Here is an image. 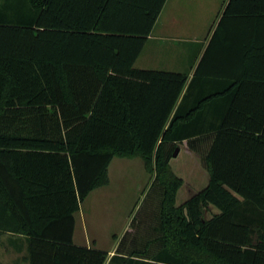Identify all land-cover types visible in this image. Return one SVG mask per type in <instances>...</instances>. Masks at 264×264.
Segmentation results:
<instances>
[{"label": "trees", "instance_id": "trees-1", "mask_svg": "<svg viewBox=\"0 0 264 264\" xmlns=\"http://www.w3.org/2000/svg\"><path fill=\"white\" fill-rule=\"evenodd\" d=\"M166 1L26 0L20 23L11 5L0 14V238L24 262L107 264L74 243L75 214L113 159L141 158L163 190L145 245L158 250L108 264H264V0L229 1L190 82L135 68ZM184 142L210 181L177 206Z\"/></svg>", "mask_w": 264, "mask_h": 264}, {"label": "rangeland", "instance_id": "rangeland-1", "mask_svg": "<svg viewBox=\"0 0 264 264\" xmlns=\"http://www.w3.org/2000/svg\"><path fill=\"white\" fill-rule=\"evenodd\" d=\"M18 1L0 0V14L7 13L5 9H8L9 5L13 8L9 10L8 23H18L16 19L24 14L22 4L26 3L28 6L26 0ZM204 37L201 35L200 40ZM158 54L149 52L135 67L165 69V65L177 62L178 57L173 53ZM179 148L180 153L171 164L174 171L185 178L186 182L183 179L184 186L178 196L177 206L189 192L200 191L207 177V170L200 157L187 151L185 143ZM109 175L110 184L91 193L81 205L80 212L76 214L75 242L108 252L107 264L116 252L131 256L134 252L148 251L151 255L158 250V246L151 245L147 250L145 245L159 236L155 229L159 226L162 187L154 185L155 176L144 168L140 158H115L109 167ZM193 180L198 184L193 185ZM204 212L205 218L210 219L218 210L209 207ZM10 237L4 235L0 238V264H28L23 261L24 253L19 254L10 246Z\"/></svg>", "mask_w": 264, "mask_h": 264}, {"label": "crops", "instance_id": "crops-1", "mask_svg": "<svg viewBox=\"0 0 264 264\" xmlns=\"http://www.w3.org/2000/svg\"><path fill=\"white\" fill-rule=\"evenodd\" d=\"M229 1L230 0H167L155 24L154 29L147 40L146 46L141 56L137 60L136 64L139 62L141 58H146L149 55V52L153 54L160 53L164 55L168 53H173L178 57L177 62L168 66L164 64L165 69L136 68V67L135 68L139 70H148V71L157 70V71L186 74L189 77V82H190L212 40L213 35L215 34L218 28L219 22L223 17L225 8L228 5ZM193 17H197V19L194 20ZM19 19H21V16L19 17ZM18 23L20 22L18 21ZM239 34L240 36H243V39L248 38L247 35H241V33ZM201 35L205 36L202 41L200 40ZM184 143L186 144L187 151H189L194 156L196 155L200 157L197 153L193 152L188 148L187 142ZM172 160L170 162V165L173 172L182 180L183 179L185 180V178H182L174 171L171 164ZM142 162L144 168L146 169L143 160ZM206 176L207 177L205 179V185L203 186V188H201V190L206 188L209 184L210 179L208 172L206 173ZM193 181H192L193 185L198 184L196 180ZM181 190L182 188L179 190L178 196L180 195ZM198 192L196 191L189 192L180 205H182L184 202H186L188 199H190L193 195H195ZM178 196H177V200H178ZM80 210L77 213H79ZM76 214H75V220H76ZM76 225H77V220H76ZM76 225H75V233H74V243L76 245H79L75 242ZM10 246L13 247L14 249V246L11 243ZM79 246H84L89 248L91 247L90 245H79Z\"/></svg>", "mask_w": 264, "mask_h": 264}, {"label": "water", "instance_id": "water-1", "mask_svg": "<svg viewBox=\"0 0 264 264\" xmlns=\"http://www.w3.org/2000/svg\"><path fill=\"white\" fill-rule=\"evenodd\" d=\"M180 153V148H177L173 154V158H177Z\"/></svg>", "mask_w": 264, "mask_h": 264}]
</instances>
